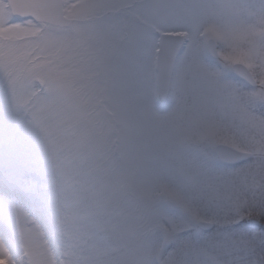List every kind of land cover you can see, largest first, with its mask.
<instances>
[{
  "label": "snow or ice",
  "instance_id": "snow-or-ice-1",
  "mask_svg": "<svg viewBox=\"0 0 264 264\" xmlns=\"http://www.w3.org/2000/svg\"><path fill=\"white\" fill-rule=\"evenodd\" d=\"M0 264H264V0H0Z\"/></svg>",
  "mask_w": 264,
  "mask_h": 264
}]
</instances>
